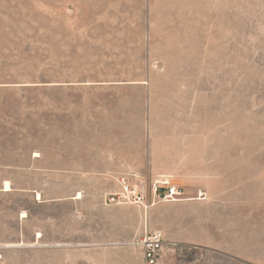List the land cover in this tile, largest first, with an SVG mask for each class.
Segmentation results:
<instances>
[{"label": "rangeland", "instance_id": "obj_1", "mask_svg": "<svg viewBox=\"0 0 264 264\" xmlns=\"http://www.w3.org/2000/svg\"><path fill=\"white\" fill-rule=\"evenodd\" d=\"M3 165L38 172L0 168L19 190L0 194L2 245L24 210L72 242L80 193L111 218L139 207L167 239L161 264H264V0H0ZM47 169L58 207L25 192ZM166 179L177 199L153 194ZM39 248L0 264H63ZM125 248L65 264H143Z\"/></svg>", "mask_w": 264, "mask_h": 264}, {"label": "crops", "instance_id": "obj_2", "mask_svg": "<svg viewBox=\"0 0 264 264\" xmlns=\"http://www.w3.org/2000/svg\"><path fill=\"white\" fill-rule=\"evenodd\" d=\"M32 160L34 159H40L38 154L33 155L31 157ZM15 163V162H14ZM3 170H9V171H29L36 173L38 170H34L31 168H21L17 167L15 165H3L0 166ZM0 169V170H1ZM163 171H157L156 176H163L167 175L168 173H162ZM42 183L48 186V189H31L29 192L32 194V202H35L38 205H49V206H55L58 207L59 203L64 202L61 198H50L47 200H43L44 195L48 193L49 190H52L54 187H59V185L56 183L59 180V177L56 175H53L55 172L52 169H47L42 172ZM53 173V174H49ZM11 174V173H9ZM9 185L10 191L5 192L4 186L5 184ZM14 184L11 179H2L0 180V194L2 196H8L15 194L19 190L14 188ZM205 192V191H204ZM207 194V193H206ZM78 195L80 196L79 199H77ZM207 198V197H206ZM72 202V225L74 229H78L76 232V235H78V238L74 239L72 242L70 241H62L59 242H50L48 237L49 233H45L43 231V227H34L30 229V225L34 222V216L30 214L27 210L14 212L12 214L15 225H17L16 231L14 234L10 235L8 239L12 240L15 239V242L5 243L2 245L0 244V250L2 248H24V247H31V248H39L41 250H46V254L51 255L52 257L56 256L59 260L65 264V254L67 252H73L75 254H78L82 250H88L90 255L100 254V255H107L110 250L112 249H124L125 247H132L134 250H136L139 253V258L141 262L144 264L142 255L140 253V249L137 245H135V240L140 238L145 231L150 230L147 229V225L143 224V219L145 222V213L142 215V213H139V207H129L130 209H135L138 214L131 220L127 216L117 217V218H111V207H104L103 205H97L96 202L91 201L89 198L86 200L85 198L80 195V193H76L74 197L70 199ZM194 201V200H188ZM198 201V200H197ZM171 202V201H169ZM204 202V201H200ZM174 203V202H171ZM85 209L88 211L85 212ZM118 210V209H117ZM128 210V207H123L124 213ZM147 214V212H146ZM48 222L44 223L43 226H46L48 229H53L54 227H59V222L56 220L47 219ZM87 224V227L83 226V224ZM61 225V224H60ZM147 231V232H148ZM151 232H158L163 236L164 241L166 237L164 236V233L159 230H152ZM56 236H58V233H56ZM46 240V243L43 244L41 242H44ZM39 245V247L37 246ZM166 248V245L164 247V250ZM126 249V248H125ZM164 254V253H163ZM163 258V256H162ZM162 261V259H161ZM161 261L159 264H161Z\"/></svg>", "mask_w": 264, "mask_h": 264}, {"label": "built area", "instance_id": "obj_3", "mask_svg": "<svg viewBox=\"0 0 264 264\" xmlns=\"http://www.w3.org/2000/svg\"><path fill=\"white\" fill-rule=\"evenodd\" d=\"M153 194L168 200L177 199L180 195L179 191L170 184L168 179L155 183ZM197 200L204 201L205 193L199 191ZM135 245L140 249L144 264L160 263L165 247V241L160 233H149L145 231V233L135 241Z\"/></svg>", "mask_w": 264, "mask_h": 264}, {"label": "bare ground", "instance_id": "obj_4", "mask_svg": "<svg viewBox=\"0 0 264 264\" xmlns=\"http://www.w3.org/2000/svg\"><path fill=\"white\" fill-rule=\"evenodd\" d=\"M4 191H5V192H9V191H10V187H9L8 183L5 184V186H4ZM79 198H80V196L78 195L77 199H79Z\"/></svg>", "mask_w": 264, "mask_h": 264}]
</instances>
